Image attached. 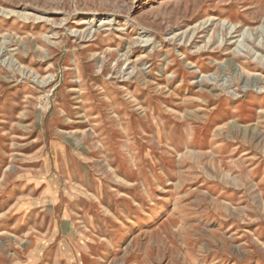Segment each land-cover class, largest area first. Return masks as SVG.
Returning <instances> with one entry per match:
<instances>
[{"label": "rangeland", "instance_id": "obj_1", "mask_svg": "<svg viewBox=\"0 0 264 264\" xmlns=\"http://www.w3.org/2000/svg\"><path fill=\"white\" fill-rule=\"evenodd\" d=\"M261 55L264 0H0V264H264Z\"/></svg>", "mask_w": 264, "mask_h": 264}, {"label": "bare ground", "instance_id": "obj_2", "mask_svg": "<svg viewBox=\"0 0 264 264\" xmlns=\"http://www.w3.org/2000/svg\"><path fill=\"white\" fill-rule=\"evenodd\" d=\"M233 27V26H232ZM232 27H230L231 28V30L233 29ZM231 30H230V32H231ZM236 31V30H235ZM262 56V55H261ZM258 58V57H257ZM261 57H259V59H260ZM262 58H263V56H262ZM264 59V58H263ZM264 61V60H263ZM262 61V62H263ZM261 62V61H260Z\"/></svg>", "mask_w": 264, "mask_h": 264}]
</instances>
